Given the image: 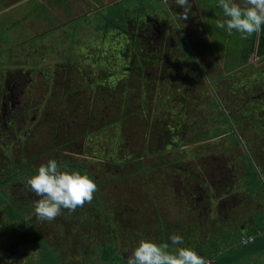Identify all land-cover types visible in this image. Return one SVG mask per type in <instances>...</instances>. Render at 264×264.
I'll return each instance as SVG.
<instances>
[{"label":"rangeland","instance_id":"rangeland-1","mask_svg":"<svg viewBox=\"0 0 264 264\" xmlns=\"http://www.w3.org/2000/svg\"><path fill=\"white\" fill-rule=\"evenodd\" d=\"M111 1L112 0L104 3L102 0H87L86 4H84L83 0H75L74 2L82 4L83 10H90L97 7L99 9L97 12L95 11L89 14L88 19H83L86 14H81L78 15L77 18L71 19L73 15H71L69 11H67L64 16L62 15L61 18L53 16L51 5L49 4L50 8L48 6V8L44 10V7L41 5L42 2L38 0H0V69L6 71L9 70V68L14 69L13 67H16L15 69H23L22 72L26 69H34L33 75L35 78L33 81H37L36 85L38 88L32 92V99H30V104H34L32 106L33 109L41 108L44 104V101L41 100L40 93L43 92L44 94L46 90L44 82L39 78L40 72H50L55 67L58 68L59 66H65L68 70L71 69V71L67 72V84L70 86L69 90L74 91L75 89H79L80 92L78 93L79 95L73 99L70 106L72 107L80 102V106H85L87 110L104 111L106 117L99 123L105 122L108 124L107 121L111 120V122H109L111 127L107 128L105 125H100L99 129H97V133L94 136L97 145L95 144L94 147L86 146L82 148L86 151L84 155L88 156H83V160L80 158L78 159L80 160L79 162L84 163L88 168H93L95 166L102 168V163H100V161L103 162L106 156L112 157L114 160L112 162L116 163L118 158L120 156L122 157L120 151H123L124 157L122 160L129 157L127 159H129V161H134V164L124 167L121 166L119 173H122L121 176L124 174L130 175L135 172L132 166L138 164L140 159L137 158L139 155L138 148L136 147L133 149L135 146L132 145L129 136L133 135V138L137 140L142 138H147L148 140L151 138V141H148V155L154 159L153 161L148 158L146 160L147 167L145 170L151 171H149L150 174H147V177L151 180L149 184L147 183V191L145 189L141 191V187L143 186H140L138 183V186L134 185L132 190L129 186L127 187L129 180L125 181V178H122L120 182H115V184L109 183L104 187L101 186L99 192L96 195L94 194V204L97 202L109 206H116L115 210L129 204L138 205L140 209H158V216L152 215L150 217L151 214L148 215L150 222H148V227L146 229L147 236L143 240H148L156 244L168 243L170 245V251L178 247H187L197 252L205 260L215 261L213 264H264V248L257 250L255 248L257 244L263 242V240H260L262 237L258 238V231L262 230V226L259 230L256 229L257 231H247L250 226H252L251 220H253V217L245 219V217L248 216V212H239V206L244 208V205H250L251 201L264 209V178L258 175L256 171H251L249 167H247V169L245 168L243 175H240L239 164H241V160L245 159H240L239 157L241 154L246 153L242 149V146L244 147V142L242 140L249 137V135L247 133L242 134L241 132L243 131L239 130L237 136L238 124L232 118L233 116L236 119L239 115L238 111L236 113L238 106L236 107L235 105V110H233L232 107H234L233 103L235 102V98L243 91L241 90L242 87L246 89V87L249 86L255 89L258 85L254 80L264 73V63H262L264 60L262 58L264 57L261 58L253 53L249 58V64L252 66L249 68V72L245 70L242 75L243 71L240 72V70L243 68L239 69L240 73H237L236 77L231 79L225 78V82L223 86L221 84V88H219L220 85L219 87L215 85L212 86L211 89L216 93L222 92V96H224L225 93L231 92L234 88L233 94L235 95L222 99L224 108L219 106L218 110L220 113L218 111L213 112L212 107L208 110L209 105L206 101L210 96H201L200 93L201 91L209 92L205 83L208 82L210 84L211 81L207 76L219 75V77H221V75L226 74L223 67L224 61L222 62L221 60V58L223 59L222 53L224 48L222 49L218 43L215 47L219 51V54L216 50H212V45L209 42L205 27V23L207 22L208 25L206 26L210 32L216 30L218 33H223L226 30V28L219 29L216 27L217 20H224L220 15V8L217 7L218 0H189L192 4V9L189 18L185 20L187 21L186 25H189L190 28L188 31L189 35L194 32L195 34L201 35L202 39L199 42L198 48L200 47L202 50L200 52V57H205L207 59L205 61L206 63L202 61L205 67L197 62L198 60L193 56L192 48L187 45L186 39L184 40V35L180 29L181 26L177 24V20L175 19L177 14L183 10L177 6L175 0H120L117 4H113ZM234 2L241 6L244 4V0H234ZM64 5L67 9H70L68 0H64ZM176 7L178 11H176ZM93 18H95V21ZM89 20H92V23H90ZM151 23L154 25L159 24L163 31L164 28L171 31L174 30L179 38L180 51L177 46V49L174 51L171 50L168 55H164L163 59L165 62L167 58L168 63H170L172 67L174 65L181 67L180 74L182 75L188 71V76L185 77L184 83H180V78H178V80L175 78L178 77L179 74L177 68L173 69L177 71H175V73H170L169 71L166 75H162L159 74V67L154 70L149 67L147 68L148 71L145 70L148 72L147 74L149 77L146 80L149 79V82L153 81V86H146V88L142 87L141 89L142 82L137 81L138 73L136 72L138 70L135 71L132 69L130 71L131 65L133 67V65L139 62H133L131 60L135 57L134 53H132L131 58L128 57L129 54L131 55V47L128 44L125 31L128 30V27H131L133 32L138 34L144 30L151 29L146 26ZM95 24H97V26ZM106 28L107 31L105 32ZM91 29L93 30L92 33ZM109 30L116 31L111 33ZM41 33H46L47 35L35 39L36 35ZM60 33H63L66 38ZM233 33L240 36V34L235 31H233ZM111 35H113V37H110ZM226 35H228L227 31ZM91 36H93V38ZM42 38H44L42 46H40L42 59L38 62L30 66L25 62L19 63V61H10V57L13 56L14 52L18 54V46H22L25 41L36 44V40ZM90 38H92V40H90ZM220 40L221 38L218 37L217 42ZM229 41L227 46L228 49H234L235 47L232 45L233 40L231 37H229ZM98 51L100 53H98ZM179 52H183L181 55L183 57L182 61L189 65L191 60L188 55L193 58L194 66H196L195 69L194 67L187 69L188 65L182 63L180 61L181 58L177 56ZM146 55L148 54L146 53ZM97 56H99V59L96 62ZM157 59L153 60L156 61ZM169 60H171V62H169ZM134 61H136V59ZM55 63L56 66H54ZM159 63H161V60ZM197 72H199V74H197ZM195 74L200 75L205 82L201 80V82L194 83L197 82ZM78 78H81L83 81H78ZM92 80H94L93 83ZM88 81H91V84H87ZM186 81L190 83L185 84ZM185 88L189 89L188 92L191 94L190 98H193V100L186 101L187 108H185V112L182 113L181 108L183 103H185L183 102L182 98H184V96L182 95ZM175 89L177 90L175 91ZM218 89L220 92H218ZM141 91L143 93L139 95ZM216 97L218 98V96ZM23 98H25V96ZM129 99L132 101L131 106L128 104L126 106L129 108H125L124 106L118 107V104L121 105V103H125L124 101ZM133 101L142 113L129 120L128 123L136 124L138 127L136 128L137 131L127 133L125 128L120 131L117 128L119 120L116 121L114 110L118 112V109H122V114L124 116H119L131 118L133 116L131 110L134 106ZM217 101L219 102L220 100ZM217 101L216 103L218 104ZM225 105L227 107H225ZM205 106L206 109L203 111ZM248 111H244L243 114L245 115ZM217 114L221 115V121L223 120V122L221 126L215 128L213 121L216 120ZM49 118L50 116L47 117V120ZM191 120H199V122H196V134L191 131L193 129L188 128L189 123H192ZM224 120L227 121V124ZM43 123L44 124L41 123L40 127L37 129L41 133L42 131L44 132L46 130L45 128L48 126L46 120ZM180 123H184L183 129L186 133L184 137L187 136L186 138H181L175 134L177 126ZM139 125L143 126V128L146 126L144 129L145 132H140ZM225 126L230 128L231 134L233 135L232 138L221 135L213 140L209 139L212 133L216 134L223 132L226 128ZM188 133L192 134L188 137ZM143 135H145V137ZM157 137L164 139L165 148L162 150L164 153L163 155L179 163L177 172L170 173L171 170L169 169L168 174L165 173L164 175V170L160 169L158 171L154 169L155 166L152 164L159 166V163L162 161L159 160L160 158L153 149L154 143L159 139ZM42 138L47 141L45 134H42ZM202 140L205 141L200 143ZM31 144L39 145L40 142L34 138ZM78 144H80V142H78ZM82 145H85V141ZM177 145H179V149L176 148ZM115 147H118L120 151L115 152ZM257 147L263 155L264 144L261 143L255 146V149ZM224 153L226 156L222 155ZM175 155L177 156V160H175ZM201 155L204 156L207 162L213 163L216 161L214 158L221 160L228 169L226 173L221 176L219 182L215 180V184L211 177L208 176L209 173L205 169L204 173L206 177L208 176L207 180L210 182L212 181L211 183L216 186V191L213 192L214 196L209 195V205H207V203L206 206L205 204L202 205V200L201 203L188 205L184 200L186 196V198L195 197V199L200 197L196 193H193L192 189L196 187L195 185L197 182H200L201 178H199V176L203 171L192 169L193 165L191 166L189 163L192 161L196 166L195 160H199ZM37 156H40V154ZM74 156H77V154ZM193 159L195 160L193 161ZM43 161H45V159H39L37 162L41 163ZM121 163L122 162H120V164ZM197 166L199 167V164ZM16 167L21 169L23 173L29 166H22L18 163ZM184 169L188 171V177L190 178H186L183 174ZM98 171L104 173L105 169L94 170L93 174L97 175ZM113 172L114 168H111L109 174L102 176L98 175V178L100 177L101 181L107 178H112L113 180L115 177V174H112ZM196 173L199 176H196ZM107 181L110 182L111 180ZM240 182L243 186L247 187L249 191L248 194L242 195V200H239ZM197 184L201 185L200 183ZM224 184H227L226 188L220 190ZM9 189L10 188H7L6 191L9 192ZM202 195H204V192ZM214 197L218 199V202ZM204 199L205 198H203V201ZM4 200L5 199L1 195L0 202L3 203L5 202ZM239 202L242 203V205H237ZM212 204H218L219 206L213 207ZM233 205L236 206L233 208ZM111 206L110 210L112 211H110V213H114ZM204 206L205 208H203ZM252 206L253 205H250L247 208L251 209ZM191 207L193 208L190 211L189 209ZM101 210L102 209H99L97 213L100 215L107 214ZM251 212L252 210L249 216H251ZM113 213L111 215H113ZM260 213L261 212L258 211L256 216ZM4 214L6 215L5 211ZM254 214L255 213H253V215ZM232 216H234V219ZM1 218L5 221L4 217ZM34 219L35 218L32 220ZM243 219L248 222L247 230H242L238 227L239 221ZM3 221H1V223ZM152 222L156 224L155 227H153L154 224ZM0 229V234H5L3 228L0 227ZM16 230L18 229L15 228L13 231L10 229L11 233H6L5 238L9 236L11 238L16 237L13 235ZM57 231L58 233L61 232V228L52 230V232ZM248 233L255 237L256 243L243 247L240 245V239ZM173 234L182 236L184 241L183 244L171 245L170 236ZM27 235L30 241L29 244L20 241H18V244L17 242H12V248L9 253H2L6 264H58L56 261L58 258L57 253H53L52 255L47 251L41 239L38 238L37 240L33 234L30 233ZM17 236H19V232ZM129 236V243H131L134 241V238H132L131 235ZM118 240L122 241L121 237ZM95 242L99 245L102 241L98 239V241L96 240ZM126 245L127 244H125V246ZM136 245L138 247L139 243ZM11 246L9 245V247ZM13 247L15 248L14 250ZM13 251H17V253ZM86 251L88 252V250ZM11 255H14V257ZM84 259H86L84 264H106V262L101 261L99 254L98 256H94L91 250L84 256L83 254H68L63 264H73L77 261L81 262V260Z\"/></svg>","mask_w":264,"mask_h":264},{"label":"flooded vegetation","instance_id":"flooded-vegetation-1","mask_svg":"<svg viewBox=\"0 0 264 264\" xmlns=\"http://www.w3.org/2000/svg\"><path fill=\"white\" fill-rule=\"evenodd\" d=\"M176 11H178L177 7ZM175 19L177 20V24L181 26L180 29L182 30V33L184 35V40L186 39V43H188L187 45H189L190 48H192V51L196 53V55L201 60V63L205 62L207 59L205 57H200V52L202 50L200 47L198 48L201 39H199V41H193L195 32L189 35L188 31L190 28L189 25H186L187 21H183L182 19H180L178 14ZM146 26L151 29L144 30L142 32H139L138 34L134 33L131 27H128V30L125 31V33L128 35V42L133 46L134 52L139 49L141 51H146L148 54H151L149 58H140L137 60L139 62V66H136V69L141 71L140 73H138V80L142 82L141 89L142 87L146 88V86L150 87L153 85V81L149 82V80H146L149 77L147 74L148 72H146V69L144 70L143 68L145 65H148L152 70L159 67V74L162 75H166V73H168L169 71L170 73H175L176 70L174 71L173 69L177 68L179 74L178 77L175 78L177 80L178 78H180V83H184V75L180 74L181 67H179L178 65H174L173 67L170 64L167 65L165 64L164 59L161 60V63H159L160 58L158 55H162L163 53L164 55H168L171 50L174 51L175 49H177V46L179 47V38L177 37L175 31L173 29V31H171L167 28H164L163 31L161 30L162 27L159 24L154 25L151 23L150 25ZM46 33H41L36 36H44L48 34ZM61 35L64 36L63 33H61ZM43 40L44 38H42V41ZM18 47V54L14 52L13 56H9L11 62H25L26 64L28 63V65L32 66L33 63H36L40 59H42L41 54L38 53V47L36 44L27 42ZM129 57L131 58V55H129ZM137 57L138 55L135 54L134 60ZM260 57L262 58L264 56ZM153 59L157 60L154 61ZM134 60L133 62H136ZM95 61H98V57ZM262 63H264V60ZM54 66H56V63L54 64ZM250 67L252 66L240 70V72L243 71L242 75L244 74L245 70H248L247 72H249ZM13 68L14 69L9 68V70L6 71L0 69V182H3V180L7 177L12 178L11 181H8L4 185L2 183V186L0 188L1 195L5 199V202H0V227L6 228L8 232H10V229L11 231H13L15 228L18 230L13 233L16 237L11 238L9 236L8 238H5L6 234L4 236H0V264H6L2 253H9L10 249L12 248V242H17V244L18 241L28 244L30 243L29 237L27 235L28 233L33 234L35 238L41 239L47 251H49L50 253L51 251H53V253H57L58 258L56 259V261H58V264H63L68 254H83L84 256L86 255L84 254L86 250H88V252L91 250L94 256H98V254L102 249L105 248V246L111 248L114 253L117 254L118 258L126 262L127 257L131 255L133 250H135V248L137 247L136 244H138L147 236L146 229L148 227V222H150L148 215L151 214L150 217L152 215L158 216V209H140L138 205L129 204L115 210L116 206L110 205L114 210V213H110V211L112 210H110L109 205L97 202H95L96 204H94L92 200L91 203H86L83 207L77 208L75 212L70 213L68 210L62 209L61 214L57 216V218L52 222L41 221L36 218L34 212L35 203L36 200L39 199V197H36L26 186V181L32 176L38 174L39 166L41 164H46L49 159H56L62 170L68 171L69 173L78 171L82 175H87L89 178H91L96 183L98 189L94 193L95 195L99 192V188L101 186L104 187L109 183L115 184V182H120L122 180V173H119L120 167L133 165L134 161H129V159H127L129 157L122 160L124 154L123 151H120L118 147H115V152L120 151L122 157L120 156L121 158L119 157L118 161L114 163L112 162L114 161L112 157L106 156L103 162L100 161V163H102V168H100L99 166L88 168L84 163L79 162L80 160L78 159L80 158L83 160V156H88L84 155L86 151H84L82 148H85L86 146L94 147L95 144L97 145V143L95 142L96 139L94 137L97 133V129H99L100 125H105L107 126V128L111 127V125L109 124L111 120L107 121L108 124L105 122L99 123L106 117L104 115V111L92 109L87 110L85 106H80V102L72 107L70 106L73 99L79 95L78 93L80 91L79 89H75L74 91L69 90L70 86L67 84V72L71 71V69L68 70V68H65V66H59L58 68L55 67L50 72H40L39 78L44 82L46 90V93H40L41 100L44 101V104L41 108L33 109L32 106L34 104H30V99H32V92L38 88L36 85L37 81H33V79L35 78V76L33 75L34 69L30 68L22 72L23 69H15L16 67ZM262 76H259L254 80L255 83L258 84L255 89H252L249 86L246 87V89L245 87H242L241 90L243 91L239 93V96L235 98V102L233 103L234 110L235 105L236 107L238 106L236 112H239V130L243 131L241 132L242 134L247 133L249 135V137L242 140L244 142V147L242 146V149L246 153L241 154L239 157L240 159H245L241 160V164H239L240 175L244 174L245 168L247 169V167H249L251 171H256L255 168L257 167L259 168L258 171H261L260 175L264 173V155L259 154L260 149L258 147L255 149V146H258L261 143L264 144V136H255L254 138V136L252 135L253 132L264 131V73H262ZM81 78H78V81H83V78ZM224 81L225 79H221L214 84L216 87H219V84H223ZM93 82L94 80H92V83ZM87 84H91V81H88ZM206 86L209 90V92H207V95L212 97L215 101L219 100L216 96H218V94H221L222 92H214L211 89V84L209 83L206 84ZM176 90L177 89H175V91ZM142 93V91L139 92V95ZM184 93L187 95V91H185ZM226 94L228 95V97L235 96L233 94V91ZM24 96L25 98H23ZM183 102H185L184 99ZM183 104L185 105V108H187V102ZM244 111L248 112L244 115ZM114 112L116 121L119 120L117 128L120 131H122L123 128L127 130V133L137 131V125L130 124L128 123V121L132 118L137 117L138 114H134L131 118H125L119 116H124L121 109H118V112L114 110ZM140 113H142V111H140ZM48 116H50V118L47 120ZM45 120L48 126L45 128L46 130L44 132L42 131L41 133L37 129L40 127L41 123L44 124L43 122ZM197 122H199V120H197ZM139 128L140 132H145L144 129L146 128V126H144L143 128V126L139 125ZM191 131L193 132V130ZM42 134L46 135L47 141L42 138ZM190 135L191 133H188V137ZM143 136L145 137V135ZM129 137L132 141V145L135 146L133 149H135L136 147L138 148L139 155L137 156V158H139L140 160L138 164L132 166V168L135 169V172L127 176V179L129 180L127 187L129 186L133 190L134 185L138 186L139 184L140 186L144 187H141V191L143 189L147 191V183L149 184V181H151L149 180V177H147V174H150L151 171L145 170L147 167L146 160L147 158L152 159V161L154 159L153 157L148 155V141H151V138H149L148 140L147 138L137 140L136 138H133V135H130ZM34 138L39 140V145L31 144L32 139ZM162 139H157V141L153 145L155 153H157L158 157L160 158L159 160L162 161L159 163V166L156 164L152 165H154V169L158 171L160 169L164 170V175L165 173L168 174L169 169L171 170L170 173L177 172V166L179 165V163L174 162L172 159H169V157L163 155L164 153L162 152V150H164L165 144L164 140ZM84 141L85 145H82ZM78 142H80V144H78ZM39 154L40 156H37ZM76 154L77 156H74ZM174 157L175 160H177V156L175 155ZM39 159H45V161L38 163L37 161ZM194 160L195 159H193V161ZM120 162L122 163L120 164ZM18 163H20L22 166L27 165L29 167L22 173V170L16 167ZM195 163L196 166L192 161H190L189 164L191 166L193 165V168H190L198 171H202L206 168L208 169V176L211 177L214 184L215 180L218 182L220 181V177L218 176V173L214 168L216 164L207 162L203 155L199 157V160L196 159ZM74 164H78L84 170L81 171L73 168L72 166ZM198 164L199 167L197 166ZM217 166L219 168V165ZM111 168H114V172L112 173L115 174L114 179L112 180V178H107L104 179V181H101L100 177L98 178V175L102 176L109 174V170ZM97 169H105V171L104 173L98 171L97 175H94V170ZM183 171V174L186 176V178H189L188 171H186V169H184ZM204 176V178L201 177V180L199 182L201 185L196 183V187L192 189L193 193H196L200 197H197L198 199H195V197L186 198V196L184 200L188 205L201 203V200L202 205L205 204L206 206V203L207 205H209V195L214 196L213 192L216 191V186L211 183L212 181L210 182L209 180H207L208 176L206 177L205 173ZM107 180L111 181L109 182ZM7 188H10L9 192L6 191ZM242 189L244 191L247 190L245 194L249 193L247 187L242 186ZM203 192L205 197L204 195H202ZM203 198H205L204 201ZM6 206L18 209V213L22 218L24 217L23 220L25 223H27V226L21 225L17 219H13L12 222H9V220H7V216H5L4 214V207ZM205 206L203 208H205ZM215 206H217V204ZM192 208L193 207H191L189 210L191 211ZM99 209H102L107 214H98L97 212H99ZM112 213L113 215H111ZM1 217H4L5 221H3ZM33 218L35 219L32 220ZM1 221L3 222L1 223ZM152 223L154 224L153 227H155L156 224L154 222ZM55 228H61V232L58 233L59 230L57 232H52V230H54ZM18 232L19 236H17ZM129 235L134 238V241L131 243H129ZM120 237L122 241L118 240ZM98 239L102 241L99 245L95 242L96 240L98 241ZM125 244L127 245L125 246ZM9 245L11 247H9ZM14 249L15 248L13 247V250ZM13 252L17 253V251ZM11 256L14 257V255ZM111 256L112 258H115V256ZM73 264H84V262L81 260V262L77 261Z\"/></svg>","mask_w":264,"mask_h":264},{"label":"clouds","instance_id":"clouds-1","mask_svg":"<svg viewBox=\"0 0 264 264\" xmlns=\"http://www.w3.org/2000/svg\"><path fill=\"white\" fill-rule=\"evenodd\" d=\"M183 11L178 13L180 19L187 20L192 4L189 0H175ZM217 7L222 9L224 20H217L216 27L225 29L228 35L233 31L247 39L259 34L264 26V0H244L243 6L234 0H218ZM67 154V153H66ZM28 189L39 199L35 203V216L41 221L52 222L61 214L62 209L70 213L77 208L91 203L98 190L96 183L87 175L78 171L69 173L62 170L56 159H49L41 164L38 174L26 181ZM171 245L183 244V237L170 236ZM168 243L156 244L141 240L138 247L127 257L126 264H209L194 250L178 247L169 250Z\"/></svg>","mask_w":264,"mask_h":264},{"label":"trees","instance_id":"trees-1","mask_svg":"<svg viewBox=\"0 0 264 264\" xmlns=\"http://www.w3.org/2000/svg\"><path fill=\"white\" fill-rule=\"evenodd\" d=\"M219 12H220V15H221V17L222 18H224V19H226V17H224V15H223V12H222V9L220 8V10H219ZM208 21V20H207ZM205 23V22H204ZM206 25H208V23L206 22L205 23V27H206V30H207V36H208V39H209V42H210V44L213 46V49L212 50H216L217 51V53L219 54V51L217 50V48L215 47V45L216 44H218V45H220L221 47H222V49L224 48V50H223V59L221 58V60H222V62L224 61V71H225V75H221V77H219V75H216V76H207L209 79H210V81H211V86H214L215 84L214 83H216L218 80H221V79H225V78H229V79H231V78H233V77H236V75H237V73H239V69H242V68H247V67H249V66H251L249 63H248V61H249V58H250V56L253 54V53H255L257 56H264V26H262V28H261V31H260V33L258 34V36H257V34H253L251 37H249V38H247V39H242L241 38V36H239L238 34H235V33H233L232 35H226V30H225V32H223V33H218L216 30H213L212 32H210V31H208V28H207V26ZM186 26V25H185ZM107 31V28H106V30H105V32ZM111 33H112V31L114 32V31H116V30H109ZM217 34V35H216ZM104 35H105V33H104ZM107 35V34H106ZM125 35H126V37L128 38V35L125 33ZM41 38V37H43V35H40V36H36L35 37V39L36 38ZM110 37H113V35H111ZM218 37L219 38H221V40L219 41V42H217V39H218ZM229 37H231V39L233 40V43H232V45L235 47L234 49L232 48V49H228V43L230 42L229 41ZM256 38H257V40H256ZM199 39H202L201 38V35H198V34H195L194 35V37H193V41H199ZM31 40V39H30ZM29 40V41H30ZM256 41H257V44H256ZM24 43H27V41H25ZM36 45H37V49H38V53H40V50H41V47L40 46H42V39H40V40H36ZM128 44H129V42H128ZM130 45V47H131V53H134V54H136V55H138V57L136 58V62H137V60L138 59H140V58H149V56H151V54H148L146 51H141V50H139V49H137L135 52H134V49H133V46L131 45V44H129ZM221 49V50H222ZM179 51H180V48L178 49ZM184 50V49H183ZM100 51V50H99ZM98 51V53H100ZM193 52V51H192ZM146 53L148 54V55H146ZM183 54V52H179L178 54H177V56L179 57V58H181V62L182 63H186V62H184V61H182V55ZM130 55V54H129ZM129 55H128V57H129ZM131 56H132V54H131ZM159 56V58H160V60H163V58H164V53L162 54V55H158ZM193 56H195V59L196 60H198L197 62H199L201 65H203L204 67H205V65L203 64V63H201V60L199 59V57L196 55V53L195 52H193ZM98 57V59H99V56H97ZM188 57L190 58V60H191V62H192V65H191V62H190V65L189 64H187L186 63V65H188L187 66V69H190L191 67H194V69H195V67L196 66H194L195 64H194V62H193V58L190 56V55H188ZM134 58V57H133ZM132 58V61L134 60ZM155 58V57H154ZM169 62H171V60H169ZM165 64H167V65H169L170 63H168V59L166 58L165 59ZM130 66V65H129ZM136 66H139V64H136V65H133V67H130V71L132 70V69H134L135 71H137V69H136ZM144 70L146 69V71H148V69L147 68H149V66L148 65H145L144 67ZM207 68V67H206ZM141 71L140 70H138L136 73H140ZM197 74H199V72H197ZM182 75V74H181ZM184 75V80H185V77L186 76H188V71H186V73L185 74H183ZM223 76H228V77H223ZM132 77V76H131ZM219 77V78H218ZM195 79H196V81L197 82H194V83H198V82H201V80L202 81H204L203 79H202V77L200 76V75H196L195 74ZM149 80V79H148ZM200 80V81H199ZM137 81H139V80H137ZM205 82V81H204ZM225 82V81H224ZM223 82V83H224ZM187 83H190V82H187L186 81V83L185 84H187ZM206 84V83H205ZM220 85V84H219ZM153 86V85H152ZM152 86H150V87H152ZM206 86V85H205ZM222 86H223V84H222ZM221 85H220V87L219 88H221L222 87ZM208 88V87H207ZM188 88H185L184 89V91H183V95L182 96H184V98H182V99H184L185 100V102L186 101H189V100H193V98H190V93L188 92ZM207 90V89H206ZM185 91H187V95L184 93ZM232 91H234V88L231 90V92ZM197 92V91H196ZM200 92V91H199ZM218 92H220L219 91V89H218ZM223 92H225V91H223ZM201 96H206L207 95V92H205V91H201ZM231 94V93H230ZM223 94L221 93V94H218V99L220 100L219 102H218V104L216 103V101H214L211 97L209 98H207L206 99V101L208 102V110H210V108L212 107V110H213V112H216V111H218L219 112V110H218V108H219V106H221V107H223L224 108V104H223V98H226V97H228V95L225 93L224 94V96H222ZM125 103H121V105L120 104H118V107H120V106H124L125 108H129V107H126L127 106V104L128 105H130L131 106V104H132V101L129 99V100H126V101H124ZM120 103V102H119ZM133 104H134V106L132 107V115H134V114H138L139 115V113H140V109L139 108H136L137 107V105L135 104V102L133 101ZM223 105V106H222ZM225 107H227V106H225ZM205 109H206V106L204 107V110L203 111H205ZM232 109L234 110V107H232ZM122 110V109H121ZM181 112L182 113H184L185 112V105L183 104L182 105V108H181ZM203 113H205V112H203ZM220 113V112H219ZM237 113V112H236ZM181 116V115H180ZM223 118V117H222ZM232 118L236 121V123L238 124L237 125V132H236V134H237V136H238V133H239V115L236 117V119L232 116ZM231 118V119H232ZM194 119H195V117H194ZM232 119V120H233ZM183 120H185V119H183ZM225 122H226V124H227V121L226 120H224ZM191 122L192 123H189V125H188V128H190V129H193V132H195V134H196V122H197V120H195V121H193V120H191ZM214 123L213 124H215V128H217V127H219V126H221V124H222V122H223V120L221 121V115L219 114V115H216V120H214L213 121ZM183 125H184V123H180L178 126H177V130H176V135L177 136H179V137H182V138H186V137H184L185 136V130L183 129L184 127H183ZM236 125V124H235ZM226 128H225V130L223 131V132H220V133H216V134H214V133H212L210 136H209V139L210 140H213V139H215V138H217V137H219V136H226V137H229V138H232V134H231V131H230V128L229 127H227V126H225ZM186 130H187V128H186ZM192 134V133H191ZM201 134V133H200ZM182 135H184V136H182ZM252 135L254 136V138H255V136H264V131H256V132H253L252 133ZM252 136V137H253ZM157 138H159V137H157ZM159 139H162L161 137L159 138ZM162 140H164V139H162ZM195 140V139H194ZM205 140H202V142H204ZM234 141V140H233ZM201 143V142H200ZM177 149H179V145H177V147H176ZM259 154H261V152L259 151ZM263 155H264V153H263ZM217 165H219V168H218V166ZM220 165H222L223 167H226L225 166V164L224 163H220V164H216L215 166H214V168H215V171L218 173V176L221 178V176L223 175V171L225 170V169H222L221 167H220ZM73 168H76V169H78V170H81V171H83L84 169L83 168H81V166H79L78 164H74L73 166H72ZM227 168V167H226ZM206 169V168H205ZM205 169H203L202 171H203V173H200V176L199 175H196V176H199V178H204L205 176H204V172H205ZM206 170H208V169H206ZM16 174V173H15ZM127 176H129L128 174H124L123 176H121V178H125V180H128L127 179ZM196 176H193V177H196ZM190 178V177H189ZM11 177H7L6 179H4L3 180V182H0V188H1V186H2V183H3V185L4 184H6L8 181H11ZM197 183H199V182H197ZM0 197H1V192H0ZM18 209H16V208H12V207H5V212H6V215L5 216H7V220H9V222H12L13 221V219H17L18 221H19V223L21 224V225H24V226H27V223H25L24 222V217L22 218L21 216H20V214L18 213V211H17ZM1 230V229H0ZM3 231L5 232V234L6 233H8L9 234V232L7 231V229L6 228H3ZM1 233V232H0ZM5 234H0V236L1 235H5ZM14 235V234H13ZM37 240H38V238H36ZM51 254L53 255V251H51ZM84 254H87V252L85 251L84 252ZM55 255V254H54ZM111 255H113V256H115V258H112V256ZM99 256H100V259H101V261H104V262H106V264H126V262L125 261H122L120 258H118V256H117V254H115L114 253V251L111 249V248H109L108 246H105V248L104 249H102L101 250V252L99 253ZM83 262H85V259L84 260H82ZM58 262V261H57Z\"/></svg>","mask_w":264,"mask_h":264},{"label":"crops","instance_id":"crops-1","mask_svg":"<svg viewBox=\"0 0 264 264\" xmlns=\"http://www.w3.org/2000/svg\"><path fill=\"white\" fill-rule=\"evenodd\" d=\"M23 1H26V0H23ZM27 1H32V0H27ZM38 1H40V2H42V6L44 7V10L46 9V8H48V6H49V4L51 5V12L53 13V16H56V17H58V18H61V16L63 15L64 16V14H66V12L67 11H69V13H71V15H73V17H71V19L73 18H77V16L78 15H81V14H86V16L83 18V19H88V15L89 14H91L92 12H97L98 11V7L97 8H94V9H90V10H87V9H84L83 10V7H82V4L81 3H76V2H74L75 0H68L69 1V3H70V9H67L66 7H65V5H64V0H38ZM102 1H104V3H107V2H110V0H102ZM120 0H112L111 2L113 3V4H117L118 2H119ZM83 2H84V4H86V2H87V0H83ZM76 3V4H75ZM72 4V5H71ZM49 8H50V6H49ZM95 18H93V20H94ZM90 21V23H92V20H89ZM95 21V20H94ZM96 26H97V24H95ZM112 31V30H111ZM93 32V30L91 29V33ZM113 32V31H112ZM61 34V33H60ZM64 37V36H63ZM92 38H93V36H91ZM65 38V37H64ZM92 38H90V40H92ZM92 42V41H91ZM82 50H84V49H82ZM223 156H226V154L224 153V154H222ZM212 160V159H211ZM214 160H216V161H214L213 162V164H220V163H223L221 160H218V159H215L214 158ZM220 167L222 168V169H225L224 171H223V174H225L226 173V170L228 169V168H226V167H223L222 165H220ZM255 170L256 171H258L259 170V168H255ZM261 172V171H260ZM260 172L258 171L257 172V174L258 175H260ZM260 176H262L263 178H264V173H262ZM240 184H241V188L239 187V200H242L243 199V197H242V195L244 196V194H245V192L247 191H244L243 189H242V186H243V184L240 182ZM223 188H226V185L224 184V185H222V187L220 188V189H223ZM192 199V198H191ZM215 200L218 202V199L217 198H215ZM213 205V207L216 205V204H212ZM237 205H242V203H240L239 202V204H237ZM250 205H253L252 207H251V209H248L247 207L248 206H250ZM250 205H244V208L243 207H240L239 206V212H248V216H246L245 217V219H250V218H252L253 217V220H251V225L252 226H250V228L247 230V226H248V222L247 221H245V219H243V220H241V221H239V224H238V227L240 228V229H242V230H247V231H252V230H254V231H257V230H259V228L264 224V209L262 208V207H260L259 205H255V202H252L251 201V203H250ZM219 205L217 204V207H218ZM236 205H233V208L235 207ZM246 209H248V210H246ZM252 210V214H250L251 216H249V213H250V211ZM258 211H260L261 213L259 214V215H257L256 216V213L258 212ZM230 212V211H229ZM253 213H255L254 215H253ZM235 217H237L236 215H234ZM234 216H232V218L234 219ZM246 222V223H245ZM242 225V226H241ZM252 228V229H251ZM251 229V230H250ZM257 229V230H256ZM259 232V231H258ZM251 236V234H245L244 236H242V238L243 237H245V236ZM258 238H261V237H258ZM241 240V239H240ZM260 240H263V242H260L259 244H257V246L255 247L256 248V250L257 249H263L264 248V237H262V239H260ZM256 243V241L254 242V244ZM261 254V253H260ZM252 264H254V263H252Z\"/></svg>","mask_w":264,"mask_h":264},{"label":"built area","instance_id":"built-area-1","mask_svg":"<svg viewBox=\"0 0 264 264\" xmlns=\"http://www.w3.org/2000/svg\"><path fill=\"white\" fill-rule=\"evenodd\" d=\"M258 235L259 237H264V224L262 225V230L258 232ZM254 242H255V237L249 235V236H245L241 238L240 245H242L243 247H247L249 245L254 244ZM207 261L209 262V264H213L215 262V261H209V260Z\"/></svg>","mask_w":264,"mask_h":264},{"label":"water","instance_id":"water-1","mask_svg":"<svg viewBox=\"0 0 264 264\" xmlns=\"http://www.w3.org/2000/svg\"><path fill=\"white\" fill-rule=\"evenodd\" d=\"M257 42V41H256ZM206 84H208V82H206Z\"/></svg>","mask_w":264,"mask_h":264}]
</instances>
